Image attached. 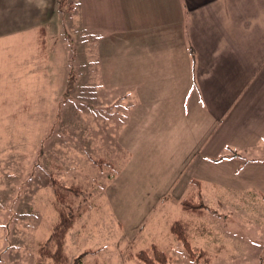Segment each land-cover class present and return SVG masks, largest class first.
<instances>
[{"label":"rangeland","instance_id":"374dc122","mask_svg":"<svg viewBox=\"0 0 264 264\" xmlns=\"http://www.w3.org/2000/svg\"><path fill=\"white\" fill-rule=\"evenodd\" d=\"M55 4L48 22L0 26V264H37L58 218L54 186L83 192L65 210L87 205L64 239L69 264H142L135 255L152 244L168 264H264V200L237 169L264 162V141L227 146L243 137L211 111L223 96L206 98L188 56L167 57L183 66L175 92L143 42L83 27L76 5ZM184 199L202 213L183 211ZM176 221L204 257H187Z\"/></svg>","mask_w":264,"mask_h":264},{"label":"crops","instance_id":"0c3cea01","mask_svg":"<svg viewBox=\"0 0 264 264\" xmlns=\"http://www.w3.org/2000/svg\"><path fill=\"white\" fill-rule=\"evenodd\" d=\"M68 2L76 5L77 20L83 27L103 26L110 29L112 36H133L134 41L143 42L146 51L143 55L155 60L162 57L160 64L165 67L159 70L169 73L175 92L180 88L177 84L182 83L183 66L178 73L167 57L172 60L178 57L183 65V58L188 56L195 70L201 71L206 98L219 93L223 96L211 100V111L219 115V122L229 125L225 127L229 133L238 129V136L243 137L235 141L234 135L227 146L248 148L264 141V0ZM7 3L11 6H1ZM55 3L56 0H0V26L19 24L23 28L48 22L49 16L54 15ZM7 19L12 22L5 23ZM170 39L176 40L178 46L158 45L159 40L164 43ZM184 43L192 46L190 53L187 47L183 48ZM155 65H150L148 59L144 70L150 72ZM247 167L248 174L243 180L246 182L250 177L253 184L246 191L258 192L264 200V176L260 171L264 170V162L246 160L237 167L238 172Z\"/></svg>","mask_w":264,"mask_h":264},{"label":"trees","instance_id":"16d2710c","mask_svg":"<svg viewBox=\"0 0 264 264\" xmlns=\"http://www.w3.org/2000/svg\"><path fill=\"white\" fill-rule=\"evenodd\" d=\"M54 193L57 200L56 209L58 218L51 228L50 236L38 246L37 264H69L64 253V239L67 231L72 227L75 220L78 219L87 208L84 198H82L81 204L75 209L70 205H68V210L63 208L64 204H68L67 199L69 196H82L83 192L74 186L68 187L64 191H60L58 186H54ZM180 205L183 211L196 214H201L204 209L202 204H195L192 202V199H184L181 201ZM169 229L176 240L182 244L185 254L189 259L198 260L204 257L205 253L203 251L192 250L188 241L186 229L182 222H173ZM135 258L142 264H168L167 256L154 244L150 245L148 250L139 251L135 255ZM79 261L80 259L76 258L73 264H79Z\"/></svg>","mask_w":264,"mask_h":264}]
</instances>
